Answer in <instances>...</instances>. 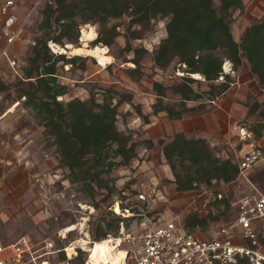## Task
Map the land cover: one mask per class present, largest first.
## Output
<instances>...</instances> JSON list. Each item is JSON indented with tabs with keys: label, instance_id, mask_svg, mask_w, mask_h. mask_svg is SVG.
Wrapping results in <instances>:
<instances>
[{
	"label": "rangeland",
	"instance_id": "374dc122",
	"mask_svg": "<svg viewBox=\"0 0 264 264\" xmlns=\"http://www.w3.org/2000/svg\"><path fill=\"white\" fill-rule=\"evenodd\" d=\"M15 1L24 30L20 40L10 49L11 58L16 60L14 66L2 56L6 42L0 15V238L10 243L25 237L40 252L51 251L44 256L50 264H64L62 252L66 258L72 254L77 263L85 260L83 264H111L110 260L97 263L90 259L89 262L91 246L101 231L106 232L103 240L122 238L117 250L125 253L133 246L132 237L141 234L145 227L171 219L184 223L192 211L207 214V205L215 199L217 192H224V184L215 182L214 188L202 184L194 190L178 191L160 140H171L175 126L179 129L182 124L192 125L194 132L191 136L204 138L196 130L200 128L198 121L211 112L226 108L224 110L229 112L232 120L224 130L225 136L219 133L221 131L217 132L219 143L212 137L211 141L205 139L219 157L230 158L238 164L243 155L238 151L242 142L237 141V132L241 134L244 129L254 133V128L264 123L263 105H259L254 114H248V101L257 100L260 104L264 100V89L248 59L243 57L242 64L236 69L222 50L217 51L223 59V72L217 81L229 82V88L224 94L210 99L207 94L209 82L203 75L187 71L186 64L178 58L166 68L155 64L154 50L168 35L169 17L153 18L151 28L141 38L130 41L127 40V26L132 16L111 19L110 26L120 24L117 28L120 33L110 45L96 42L100 27L92 21L81 23L77 40L74 37H68L71 40L64 37L62 43L48 40L54 59L60 54L65 55L64 59H57V77L68 86V92L59 95L58 100L68 102L74 97L88 100L94 93L97 101L103 102L104 96L109 95L107 90L116 91L113 102L122 100L117 125L137 144V156L128 164H117L110 173H102L108 186L101 187L94 182L91 187L73 180L71 170L63 164L57 146L46 133L35 110L26 103L25 96L19 97L20 91L28 88L25 68L30 65L28 58L41 34L39 26L43 8L46 2H55ZM263 17L264 0H243V7L232 11L230 26L234 39L241 44L248 28ZM134 28L140 29L141 26L135 24ZM60 33L61 28H56L53 34L59 36ZM97 45L104 50L103 58L91 52ZM136 48L145 50L140 57L139 66L143 73L139 78L128 73L129 68H136L133 62L138 57L134 53ZM86 49L91 50L86 53ZM70 58H73L72 62L66 61ZM185 78H192L189 83L204 96L187 101L191 109L180 119L170 118L166 111L155 112L154 104L159 96L155 84L165 88L163 102L174 104L181 100L176 88ZM129 95L132 96L131 102L126 101ZM254 176L253 168L240 173L238 179L230 183L234 189L242 187L241 191H247L253 187ZM260 188L264 190V182ZM240 194L235 195L234 202ZM218 198L221 197L218 195ZM222 220L212 221L210 229H217L225 222ZM258 234L264 255V224L259 226ZM211 236L204 234V237ZM84 239L88 244L82 243ZM80 252L82 257L79 259Z\"/></svg>",
	"mask_w": 264,
	"mask_h": 264
},
{
	"label": "trees",
	"instance_id": "16d2710c",
	"mask_svg": "<svg viewBox=\"0 0 264 264\" xmlns=\"http://www.w3.org/2000/svg\"><path fill=\"white\" fill-rule=\"evenodd\" d=\"M54 4L46 2L42 11L39 26L40 36L32 47L28 60L30 65L25 68L28 88L20 91L19 97L25 96L26 103L32 107L40 122L45 126L57 146L62 162L71 170L73 180L93 187L107 185L102 173H110L117 164H128L137 156V144L130 134L120 130L117 125L118 108L122 100L113 101V90L103 102H98L94 93L88 100L74 97L68 102L58 100L59 95L68 92V86L62 84L57 77V59L65 58L64 54L54 59L50 52L48 40L62 43L74 37L78 39L81 23L92 21L100 27L96 42L110 45L120 31V24L110 26L111 19H124L132 16L127 29V40L141 38L151 28L153 18L169 17L167 37L161 40L154 50V62L160 68L168 67L178 58L186 64L189 72L199 73L209 82L207 94L214 99L224 94L229 82H218L223 72V59L217 55L222 50L238 68L246 57L251 70L258 76L259 84L264 89V17L253 23L241 40L237 42L231 31L232 11L243 7V0H54ZM138 24L140 29H132ZM124 25V24H123ZM56 28H61L59 36L54 35ZM72 35V36H71ZM72 40H74L72 38ZM84 46V45H83ZM77 47V49L82 48ZM130 47V42L128 43ZM91 49L84 50L86 53ZM143 49H134L138 57L133 61L136 68H129L132 77H140L142 70L141 56ZM135 55V56H136ZM66 61H73V58ZM229 78V76H227ZM33 79V80H32ZM192 78H185L177 85L180 93L178 103L163 102L165 88L156 83L158 92L154 111H166L170 118L180 119L190 111L187 101L198 100L204 96L189 83ZM35 81V82H33ZM126 101L131 102L132 96ZM248 114H254L259 105L257 100L248 101ZM264 114V108L261 111ZM147 120L148 118L145 117ZM264 123L254 128L256 139L263 135ZM164 156L175 177L178 191H190L204 184L213 186L216 183L236 181L240 168L232 159H223L215 153L214 148L205 138L188 137L179 132L171 140H160ZM120 158L121 160H118ZM108 186V185H107ZM113 191L112 188H110ZM207 205L208 212L202 215L199 211L190 212L185 218V226L190 230L200 229L204 232L211 228L212 221L223 219L230 211L232 202L224 195ZM106 232L101 231L97 237L101 241ZM103 240V239H102ZM81 254V255H80ZM79 259L82 257L80 252ZM62 260L66 259L62 252ZM76 258L69 264L77 263ZM252 264L248 257H239L234 263Z\"/></svg>",
	"mask_w": 264,
	"mask_h": 264
},
{
	"label": "built area",
	"instance_id": "2783aa9c",
	"mask_svg": "<svg viewBox=\"0 0 264 264\" xmlns=\"http://www.w3.org/2000/svg\"><path fill=\"white\" fill-rule=\"evenodd\" d=\"M0 15L3 18L2 35L6 42L2 56L14 66L16 60L11 58L10 49L20 40L24 30V23H20L17 14L16 1L2 0ZM240 135L243 139L252 138L253 132L243 129ZM262 163L264 145L251 143L238 166L243 173ZM234 204L236 217L220 225L211 237H204V231L190 230L183 222L174 219L145 227L141 234L132 237L133 246L125 250L127 256L124 263L228 264L236 262L239 257H248L252 264H264L256 225L258 221L264 220V191L255 189L252 194L240 197ZM235 233L241 236L242 242L235 241ZM50 252L33 248L25 237L10 243L0 238V264H50L44 258ZM68 257L62 260L64 264H69L72 254Z\"/></svg>",
	"mask_w": 264,
	"mask_h": 264
},
{
	"label": "crops",
	"instance_id": "0c3cea01",
	"mask_svg": "<svg viewBox=\"0 0 264 264\" xmlns=\"http://www.w3.org/2000/svg\"><path fill=\"white\" fill-rule=\"evenodd\" d=\"M224 109H226V108H224ZM224 109L222 108L220 110H216L214 112H211V114H208L206 118H204L203 120H199L198 121L197 124L200 125V128L196 129V130L198 131V135L199 136H203L204 138L208 139L209 141H211L210 137H212L214 139V141H216V143L220 142V140H218L220 138H219L217 132L221 131L219 133H222V135L224 134L223 136H225L226 132H224V130L225 129L227 130V125L229 124L230 120H232V117L230 118L231 115L229 114V112H227ZM234 115H235V107H234ZM175 129H176V131L174 132L175 134H176V132L177 133L182 132L184 134H188L187 135L188 137H197V136H191V133L194 132V129L192 128V125L185 126L184 124H182L179 129H178V127L175 126ZM237 134L238 135L236 136V139H237L238 142H242V147L239 150L238 147L236 146L235 150L238 149V151H239V153L241 155H244L250 149V144L251 143H255V144L257 143V144L264 145V130H263V135H262V137L260 139H256L255 133H253V137L252 138H247V139L241 138L240 133L237 132ZM261 166L263 168H261ZM253 168H254V170L256 172V176H254L252 178L253 187L249 188V190L241 191L242 187H240L238 190L234 189L235 187H233V185L231 183H227V184L223 183L224 185L222 184L223 185L222 186V190L224 192L223 193L221 192L220 194L228 197L230 199V201L232 202V206H231V209H230L229 213L224 217L225 218L224 219L225 220L224 223L231 221L237 215V209H236V206H235L234 201H233L234 197H235V195H237V193H241L240 197H242V196H244L246 194L247 195L252 194L255 189H257V190L263 189V188H260V186L262 187V183L264 182V163L255 165L254 167H252V168H250L248 170L251 171V169H253ZM248 170H246V171H248ZM244 186H245V184H244ZM257 186H259V187H257ZM212 188H214V186ZM261 191H264V190H261ZM224 220H222V221H224ZM262 224H264V220L258 221L257 224H256L257 228L259 229V226L262 225ZM218 227H217V229H218ZM217 229L216 228L212 229V230L210 229L205 234L214 235L215 231ZM234 239L237 242H242L243 241V239L241 238V236L238 233H235ZM260 250L262 251V245H260Z\"/></svg>",
	"mask_w": 264,
	"mask_h": 264
},
{
	"label": "bare ground",
	"instance_id": "6f19581e",
	"mask_svg": "<svg viewBox=\"0 0 264 264\" xmlns=\"http://www.w3.org/2000/svg\"><path fill=\"white\" fill-rule=\"evenodd\" d=\"M92 35V34H91ZM92 54L97 56L98 58H103V52L101 45L95 46V48H92ZM228 69V64L225 66ZM74 228V227H73ZM72 229L68 228L66 231ZM82 243L84 245L88 244L87 240H82ZM121 240L119 239H113V238H107L102 241H96L92 244L90 249V259L94 262H101V263H107L109 260L111 261V264H125L124 258L127 256V253L125 251L121 252L118 251V247L120 246ZM89 249V248H88Z\"/></svg>",
	"mask_w": 264,
	"mask_h": 264
}]
</instances>
